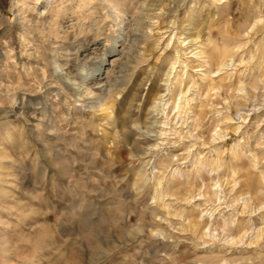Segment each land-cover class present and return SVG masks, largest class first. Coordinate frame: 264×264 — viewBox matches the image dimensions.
<instances>
[{"label": "rangeland", "instance_id": "374dc122", "mask_svg": "<svg viewBox=\"0 0 264 264\" xmlns=\"http://www.w3.org/2000/svg\"><path fill=\"white\" fill-rule=\"evenodd\" d=\"M103 1L0 0V264H264L256 250L264 240V200L244 209L250 193L227 184L221 168L201 163L217 155L227 162L234 151L248 161L252 148L264 155V85H248L247 103L239 106L242 91L211 92L209 105L219 112L202 121L196 110L176 107L206 100L199 85L207 65H200L201 38L193 39L209 10L216 12L212 0H123L122 17ZM45 3L59 12L40 15ZM122 47L131 56L114 64L116 87L92 89L81 100L85 87L95 85L93 75L111 68L101 61ZM228 63L229 71L240 67ZM43 82L54 90L43 91ZM12 95L25 98H17L16 117L2 111ZM33 107L43 116L39 127L25 115ZM224 111L233 119L221 147L208 127ZM185 141L197 143L184 148ZM175 149L187 158L159 169ZM208 184L218 192L205 202ZM156 188L167 192L152 199ZM233 197L239 201L230 203ZM190 220L197 226L187 230ZM240 222L241 231L225 233Z\"/></svg>", "mask_w": 264, "mask_h": 264}, {"label": "bare ground", "instance_id": "6f19581e", "mask_svg": "<svg viewBox=\"0 0 264 264\" xmlns=\"http://www.w3.org/2000/svg\"><path fill=\"white\" fill-rule=\"evenodd\" d=\"M122 1L123 0H104L102 4L104 5V7L108 11H114L116 17H122V11H123L122 10L123 9L122 8L123 7ZM81 2L83 3L84 1H81ZM36 3H39V1H36ZM212 4H214L216 12L211 13L209 10V12H208L207 16L205 17L203 23L201 24V27L198 28V30L196 31V37L193 39L195 41L196 39L201 38L200 39V42H201L200 45L202 47H201L199 53L202 54L201 57H203L205 60H202L200 65L201 66L207 65L205 68V74H203L204 76L201 79L203 82H201V84L199 85L200 88L202 89V92L206 96V100H201L199 102V104L194 105L192 107L189 103L190 99H187L183 103L178 102V104L176 105V107L178 109H181V111H183L184 114H186V112L189 108L193 109V111L196 110L199 114L200 121H202L204 119V117H207L208 113H210V112L215 113L218 111L215 108H212L211 105H209V101L211 100L210 97L212 95L211 92H214L215 95H218V91H220L221 93L227 94V92H229L230 90L231 91L240 90V91H242V93L240 95H237V97L239 96V99H237L235 102V106H239L240 104L246 105V103H247V95H246V92L244 91V89L248 85L251 86L254 90L261 89L264 85V0H262V1L261 0L260 1L259 0H212ZM57 11L59 12V8L56 5L45 3L42 5V10L40 11L39 14L40 15H42V14L43 15H52L51 13H55ZM203 36H205V37L202 38ZM97 48L98 47L94 46L92 48V50L97 49ZM112 52H117V53L110 55V58H111L110 62H109V60H107V62H106L105 59H103V61H101L102 65H104V66L106 64L111 63V68L105 70V75H103L102 73H99V74L97 73V75L96 74L93 75L92 81L95 80V85H88L87 87H85L84 91L82 90L83 93L79 94L80 95L79 98L81 100H84L87 96H90V95L92 96V93H93L92 89L93 90L95 89L97 91H101V90L105 89L106 87H109V88L113 87L114 88L115 82L119 76V74L117 75L116 71L113 69L114 64L117 62H120L122 59L130 58L131 54L129 53V50L126 49L125 47H122L121 49H115L114 48ZM234 60L238 61L240 67H237L234 70L229 71L226 68L230 65L228 62L229 61L231 62ZM222 69H225V72H224L225 74L223 76H220V78L218 77V79H214L211 76L212 71L222 70ZM97 70L100 72V67L97 68ZM83 75H84V73H83ZM84 78H82V79H84ZM175 78H176L175 84L177 83V84L181 85L180 83L183 81L182 78L179 77V75H177V77H175ZM82 83H83V81H82ZM51 84L52 83H44L43 82V85H42L44 87L43 91H48L49 93L51 91H53L54 90L53 84L52 85ZM82 88H84V87H82ZM113 88H111L109 90V97L114 96V93H113L114 89ZM178 89H179V87H178ZM152 91H153V88L151 87L149 89L148 94L150 95ZM160 92H162V88L158 87L153 94L157 95ZM78 93L79 92H77V94ZM56 94L58 95V92H56ZM250 94L254 95V91H251ZM175 96L176 95L173 94L172 98H174ZM18 97H19V99L24 98V96L12 95V97H10L8 99L9 100L8 102H10V104H9L10 108L2 109V111L4 112L5 115L13 116V117H16L18 115L19 108H17V105H16ZM217 97L218 96L215 97V101L218 104V103H220V100ZM180 99H181V97H180ZM0 107H1V105H0ZM174 107H175V102H173L171 109ZM197 107L199 109H196ZM223 108H224V106H223ZM226 108H230L229 103L226 106ZM37 109H38L37 107H33V108L29 109V111H26V113H25L26 117L28 118V120L32 126L40 125L42 120H43L42 114L40 112L37 113L38 112ZM231 119H233L232 114L227 112V111H224V112H221V115L218 118H215V119H213L214 121H211V123L208 127L210 132L211 131L214 132L209 137L211 141L217 140L218 142L220 141V143H221V145H219V146H221V147L226 146V142L223 141V138L225 135L228 134V133H226V129L228 127L226 125V122L228 120H231ZM128 121H130V120H128ZM124 123H126V122H124ZM219 123H221L222 125H220V128L217 129V127H219ZM145 125L146 124H143V126H145ZM198 125H199V127H203V124H202V126H200V124L197 123V126ZM132 133H133L132 129H129L127 131V133L124 135V137L126 138L127 141H129L131 139L132 135L134 134V133L133 134ZM263 137H264V131H263V135L260 136V138L263 139ZM145 139H147V138H145ZM182 139H185V137L182 136ZM148 141H150V140L149 139L144 140L143 143L146 144V143H148ZM185 142H186L185 145H183L184 148H189L190 143L192 144V146L197 143V142L195 143L194 141L193 142L192 141H185ZM205 143L206 142L204 140L202 144L204 145ZM209 143H210V145L213 146L212 142H209ZM167 144H169V145L172 144L173 146H175L177 148V147H180L181 142L175 141V140L174 141L168 140ZM155 145L158 146L157 143ZM212 148L211 149L214 150V148H216V147H212ZM158 150H159V148L157 150H155L154 153L158 152ZM177 150L175 149V152L173 151V153L171 155H169V159H167L166 163L160 162L158 168L164 169L163 166L170 167L172 165H177L178 160L180 161V160H184L187 158L186 156L183 155V153H178ZM249 151H250V155L248 157V161H246L243 157V155L245 153L243 154V153H239L236 151H234V152L232 151L233 152L232 158L227 162L223 160L224 157L222 158L221 155H217L215 158L210 159V160L205 159V161L203 160V162H201V163H203L202 168L211 167V169L217 170L218 172L221 168V173L218 175H222V173H223V175L226 176V173H227V179L224 178V179H226L227 184H231L232 188H233V186L236 183H238V191L245 189L246 192L250 193V197L243 201V205L245 207V208L244 207L243 208L244 209L247 208L249 210H252L254 205H256V204L260 205L264 200V194L258 193L260 190H264V164L262 163V159H264V155H263V152L260 153V151H257L256 148L249 149ZM198 161H200V160H198ZM160 165H162V167H160ZM246 165H249V167L244 170ZM200 168H197V170L199 172H200ZM255 168H256V170H255ZM203 178L210 179V176L207 177L205 175ZM186 184H187V182H186ZM190 185H192V184H189V186ZM214 185H216V183ZM190 188L191 187L186 188L185 190L187 192H189ZM206 188H207L206 193H208V194H207V200L205 202H207L209 200L213 201V195L217 194L218 191H215L213 189L214 190V192H213L211 190V184H208ZM183 191H184L183 189L182 190L177 189L174 192L177 193V195L178 194L182 195ZM164 192H167V191L159 190L156 188L155 195L152 197V199H158L159 197H162ZM185 199H187V196ZM232 201L238 202L239 198L233 197L232 200L229 202L232 203ZM161 204L164 207L168 206L167 205L168 203L166 204L163 202ZM147 207H146V209H147ZM149 218L150 217H148V219ZM161 219H162V217H161ZM206 221H207L206 222V224H207L208 220H206ZM150 224L157 227V228H160L161 230H163V226L161 223L150 222ZM225 225H226V222L223 223V227H225ZM196 226H197L196 222L190 220L189 223L185 226V229L191 230V229L195 228ZM242 228H244V226L242 225V222H240L235 228L226 227L225 233L230 234L234 230L241 231ZM160 229H158V230L160 231ZM259 232H261V231H259ZM157 234H159V233H157ZM162 236H164V233L162 234ZM180 237L181 236H179V235L177 237L174 235H169V238H172V241L173 240L179 241L181 239L182 240L188 239V238H180ZM259 237H260V234L256 236V240H255L256 243L259 241L258 240ZM183 242H185V241H183ZM164 245H167V244H164ZM256 250H259L260 253H264V240H261V242H259L258 248H256ZM153 254H155V253H153ZM175 258H177V257H175ZM158 259L162 260L161 258H158ZM259 261L263 262L264 258H262Z\"/></svg>", "mask_w": 264, "mask_h": 264}]
</instances>
